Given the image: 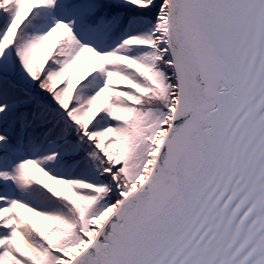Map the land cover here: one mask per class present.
Returning <instances> with one entry per match:
<instances>
[{"label":"snow or ice","instance_id":"6c2138e0","mask_svg":"<svg viewBox=\"0 0 264 264\" xmlns=\"http://www.w3.org/2000/svg\"><path fill=\"white\" fill-rule=\"evenodd\" d=\"M0 264H264V0H0Z\"/></svg>","mask_w":264,"mask_h":264},{"label":"rangeland","instance_id":"374dc122","mask_svg":"<svg viewBox=\"0 0 264 264\" xmlns=\"http://www.w3.org/2000/svg\"><path fill=\"white\" fill-rule=\"evenodd\" d=\"M81 67H83V66H81Z\"/></svg>","mask_w":264,"mask_h":264},{"label":"trees","instance_id":"16d2710c","mask_svg":"<svg viewBox=\"0 0 264 264\" xmlns=\"http://www.w3.org/2000/svg\"><path fill=\"white\" fill-rule=\"evenodd\" d=\"M79 70V69H78Z\"/></svg>","mask_w":264,"mask_h":264}]
</instances>
